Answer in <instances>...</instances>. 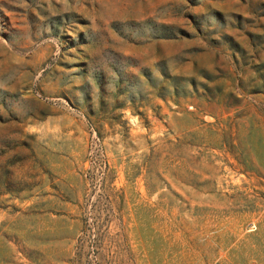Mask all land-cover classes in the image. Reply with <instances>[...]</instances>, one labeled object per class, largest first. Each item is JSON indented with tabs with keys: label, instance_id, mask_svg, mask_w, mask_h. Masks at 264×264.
Wrapping results in <instances>:
<instances>
[{
	"label": "rangeland",
	"instance_id": "374dc122",
	"mask_svg": "<svg viewBox=\"0 0 264 264\" xmlns=\"http://www.w3.org/2000/svg\"><path fill=\"white\" fill-rule=\"evenodd\" d=\"M0 264H264V0H0Z\"/></svg>",
	"mask_w": 264,
	"mask_h": 264
}]
</instances>
